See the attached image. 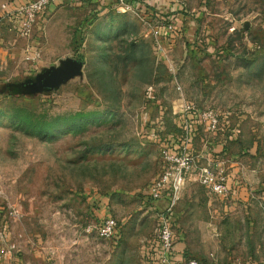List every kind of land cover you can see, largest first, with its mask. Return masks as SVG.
<instances>
[{
  "label": "rangeland",
  "instance_id": "obj_1",
  "mask_svg": "<svg viewBox=\"0 0 264 264\" xmlns=\"http://www.w3.org/2000/svg\"><path fill=\"white\" fill-rule=\"evenodd\" d=\"M25 1L0 0V264H168L150 190L183 148L171 260L264 264V0H55L22 38Z\"/></svg>",
  "mask_w": 264,
  "mask_h": 264
},
{
  "label": "built area",
  "instance_id": "obj_2",
  "mask_svg": "<svg viewBox=\"0 0 264 264\" xmlns=\"http://www.w3.org/2000/svg\"><path fill=\"white\" fill-rule=\"evenodd\" d=\"M55 0H27L18 5L15 9L9 12V16L13 19L10 26V31L22 38H29L40 19V16L46 11L47 7ZM117 7L120 11H133L144 5V0H116ZM173 24L169 25V29ZM158 32V31H156ZM27 60H32L37 57L38 53L35 50H27ZM203 119L207 122L209 129L217 128L219 117L213 111L204 112ZM163 154L167 163V168L162 175L153 183L150 196L153 201L166 200L167 206L165 209L158 212V227H157V247L163 260L168 264H199L198 260L190 257L183 260L172 261L174 254V233L173 212L179 202L182 194V189L186 180V173L193 165V158L183 148L177 152H172L169 149H164ZM210 179H213L211 176ZM221 189V184H216ZM117 221L113 217H107L100 225L99 232L103 238L109 239L117 234Z\"/></svg>",
  "mask_w": 264,
  "mask_h": 264
},
{
  "label": "water",
  "instance_id": "obj_3",
  "mask_svg": "<svg viewBox=\"0 0 264 264\" xmlns=\"http://www.w3.org/2000/svg\"><path fill=\"white\" fill-rule=\"evenodd\" d=\"M79 70H80V65L78 63L69 62L66 64V66L64 67L63 70L59 71V76L61 79H66V78H69L70 76L78 73ZM49 79H50V81L47 82V84H54L56 79H57V73L52 72L49 75Z\"/></svg>",
  "mask_w": 264,
  "mask_h": 264
},
{
  "label": "crops",
  "instance_id": "obj_4",
  "mask_svg": "<svg viewBox=\"0 0 264 264\" xmlns=\"http://www.w3.org/2000/svg\"><path fill=\"white\" fill-rule=\"evenodd\" d=\"M27 1V0H26ZM151 1L152 0H144V3H151ZM7 20H8V27H7V29L10 31V26L12 25V23L14 22L13 21V19L10 17V16H8L7 15ZM11 32V31H10ZM34 32V31H33ZM39 48L37 47V45H35L34 43H31V44H28V45H26V47H25V49H24V51H26V50H38ZM40 50V49H39ZM1 52H3L2 51V49L0 48V57H1ZM4 53V52H3ZM40 53H41V51H40ZM155 203V208L157 209V210H159V211H161V210H163V209H165V207L167 206V201L166 200H157V201H155L154 202ZM177 249L178 251H179V249L177 248V247H175L174 246V249ZM175 249V250H176Z\"/></svg>",
  "mask_w": 264,
  "mask_h": 264
},
{
  "label": "trees",
  "instance_id": "obj_5",
  "mask_svg": "<svg viewBox=\"0 0 264 264\" xmlns=\"http://www.w3.org/2000/svg\"><path fill=\"white\" fill-rule=\"evenodd\" d=\"M174 220H172V223H173Z\"/></svg>",
  "mask_w": 264,
  "mask_h": 264
}]
</instances>
